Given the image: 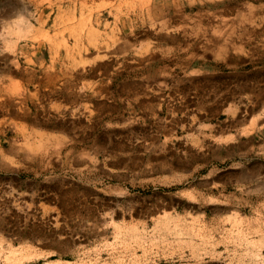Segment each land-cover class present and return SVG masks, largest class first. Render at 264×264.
<instances>
[{
  "label": "rangeland",
  "instance_id": "obj_1",
  "mask_svg": "<svg viewBox=\"0 0 264 264\" xmlns=\"http://www.w3.org/2000/svg\"><path fill=\"white\" fill-rule=\"evenodd\" d=\"M2 4L0 264H264V0Z\"/></svg>",
  "mask_w": 264,
  "mask_h": 264
},
{
  "label": "crops",
  "instance_id": "obj_2",
  "mask_svg": "<svg viewBox=\"0 0 264 264\" xmlns=\"http://www.w3.org/2000/svg\"><path fill=\"white\" fill-rule=\"evenodd\" d=\"M11 9H12L11 6L3 5L2 4V0H0V26L3 23H11V22H13L12 20L15 18L16 13L13 14ZM0 57H1V53H0Z\"/></svg>",
  "mask_w": 264,
  "mask_h": 264
},
{
  "label": "bare ground",
  "instance_id": "obj_3",
  "mask_svg": "<svg viewBox=\"0 0 264 264\" xmlns=\"http://www.w3.org/2000/svg\"><path fill=\"white\" fill-rule=\"evenodd\" d=\"M144 107H145V105H144Z\"/></svg>",
  "mask_w": 264,
  "mask_h": 264
}]
</instances>
